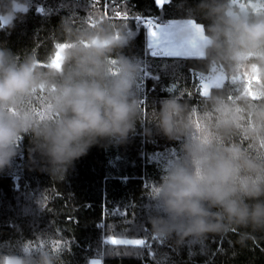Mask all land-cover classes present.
I'll list each match as a JSON object with an SVG mask.
<instances>
[{"label": "clouds", "instance_id": "obj_1", "mask_svg": "<svg viewBox=\"0 0 264 264\" xmlns=\"http://www.w3.org/2000/svg\"><path fill=\"white\" fill-rule=\"evenodd\" d=\"M30 7L31 0H0V24L13 27ZM176 7L207 21L201 52L209 69L224 64L235 71L255 58L264 75V14L238 10L233 0H196L194 5L178 0ZM59 25L70 45L63 49L60 69L51 60L42 69L34 55L20 61L11 49L0 47V173L12 167L24 135L32 162L50 175H63L102 140L122 144L136 129L141 107L135 88L142 60L123 52L133 35L129 26L103 16L91 28L74 30L63 17ZM38 90L47 93L46 110L55 118H37L25 107ZM203 103L202 136L192 135L189 106L175 96L162 98L154 114L158 133L177 140L180 153L149 193L153 206L147 218L160 240L182 244L233 227L264 230V158L234 139L243 136L258 145L264 141V103L251 102L243 86L236 99L216 92ZM245 239L247 234H242L241 242ZM59 261L60 255L47 248L0 253V264Z\"/></svg>", "mask_w": 264, "mask_h": 264}, {"label": "trees", "instance_id": "obj_2", "mask_svg": "<svg viewBox=\"0 0 264 264\" xmlns=\"http://www.w3.org/2000/svg\"><path fill=\"white\" fill-rule=\"evenodd\" d=\"M249 1L236 0L233 7L241 10L240 5H244L243 11L264 14V8L255 3L252 7ZM177 2L167 0L160 5L157 0H31L30 10L19 16L13 27L0 26V47L11 49L20 61L34 55L46 70L57 45L67 40L59 25L62 17L78 30L93 27L103 16L114 24L129 26L133 35L123 52L142 60L135 88L141 115L127 142L102 140L67 173L50 175L44 166L32 162L29 137H21L12 167L0 173V253L19 254L22 248L33 253L47 248L60 255L58 264H264V230L233 227L225 234L210 233L202 241L177 244L175 239H157L148 222L147 211L153 206L149 193L180 154L179 142L159 134L155 126L159 101L175 96L189 106L193 136L204 135L201 80L214 71H222L226 79L221 86L210 88L209 94L220 92L233 100L241 86L245 94L250 87L256 96L246 94L248 99L264 103V87L258 91V86H264V75L255 58L231 71L224 64L209 69L201 57L167 56L159 49L153 55L145 43L148 20L154 24L182 19L202 26L207 23L199 15L187 16L179 11ZM188 3L194 5L196 0ZM116 12L121 16L117 17ZM236 76L240 79L233 81ZM46 95L38 90L25 102L37 118L41 114L55 118L56 114L46 110ZM213 118L214 114L208 116V120ZM234 139L264 158V141L258 145L243 136ZM242 234H247L243 242ZM114 238L143 239L146 243L114 244L110 242Z\"/></svg>", "mask_w": 264, "mask_h": 264}, {"label": "snow or ice", "instance_id": "obj_3", "mask_svg": "<svg viewBox=\"0 0 264 264\" xmlns=\"http://www.w3.org/2000/svg\"><path fill=\"white\" fill-rule=\"evenodd\" d=\"M167 0H157V3L160 5H163L164 3H166ZM236 0H233V3H235ZM241 10L244 9V5H240ZM37 11H42V9L37 8ZM115 15L117 17L121 16L120 12H116ZM124 19H127L126 15L123 17ZM139 19V17H138ZM148 25L150 26V28H155V27H160L159 25H155L154 22L152 20H148L147 21ZM0 26H3L2 24H0ZM94 26V25H93ZM173 25H168L166 26L165 29H162L163 31V38L161 39H156L153 43L149 44V47H160L161 51H163L164 48H173L175 47V42L172 40V36L173 33L168 31L169 28H172ZM177 27H179L180 31H183L185 29H191L193 31V37L191 39H186L181 43V47L188 45L191 48L196 50V53L199 57H203V53L201 52V46L202 43L204 41V28L202 25H200L199 23H197L196 21L193 20H188L183 22L180 25H177ZM150 35L152 37H157V33L156 31H151ZM70 45L66 44V43H60L57 45V52L55 53V57L51 60V66L60 69L62 66V60H63V49L66 47H69ZM158 53L153 51V55H157ZM171 54V53H169ZM113 64H115V61L112 62ZM49 66V65H47ZM253 72L256 71V66L253 65L252 66ZM115 71V70H114ZM240 77L236 76L233 77V81L239 80ZM224 80V77L221 75H216V76H211V77H207L204 78L201 84V88H202V94L204 96L209 95V89L213 88V87H219L221 82ZM246 94L255 97L256 93L251 91V88H247L246 89ZM46 117L41 114L40 115V119H45ZM48 119H51V116L47 117ZM197 127H199V124H197ZM262 146H264V143H262ZM111 243L114 244H133V245H137V246H143L145 245L146 241L143 239H134V240H116V239H112L110 240ZM28 250V249H26Z\"/></svg>", "mask_w": 264, "mask_h": 264}, {"label": "rangeland", "instance_id": "obj_4", "mask_svg": "<svg viewBox=\"0 0 264 264\" xmlns=\"http://www.w3.org/2000/svg\"><path fill=\"white\" fill-rule=\"evenodd\" d=\"M248 3H250V6H252V4L255 3V5L260 7L261 9L264 8V0H251ZM188 20H191V19L170 20V21H167L166 23L155 24V25H159L160 27H155V28L149 27L146 30V35H145V43H146L147 48L150 51H157L158 49L161 50L160 47H156V46L150 48L149 44L150 43L154 44V41L156 39L163 38L162 29H165L166 26L171 24V25H173V27L169 28L168 31L173 33V36L171 38L175 42V47L164 48L163 51H161L162 54L167 55V56L199 57L196 53V50L191 48L190 46H188V45H185L183 47L180 46L184 40L191 39L193 37V31L191 29H185L183 31H180L179 27H177V25H180L183 22L188 21ZM153 30L156 31V33H157V37H155V38L150 35V32ZM185 32L189 33V35H187V36L182 35V33H185ZM169 53H171V54H169ZM216 73H217V75L222 74L224 77V80L220 84V86H221L223 84V82L225 81L226 76L222 71H217ZM206 75H204V76H206ZM211 76H213L212 73L208 74L205 78L211 77ZM203 79L201 80V84H202ZM201 92H202V88H201ZM114 239H116V240H134V239H127V238H123V239L114 238ZM110 240H112V239H110ZM131 245H133V244H131ZM94 262L95 261H93L92 263H94ZM94 264H98V263H94Z\"/></svg>", "mask_w": 264, "mask_h": 264}, {"label": "bare ground", "instance_id": "obj_5", "mask_svg": "<svg viewBox=\"0 0 264 264\" xmlns=\"http://www.w3.org/2000/svg\"><path fill=\"white\" fill-rule=\"evenodd\" d=\"M145 26L150 27L147 22H145Z\"/></svg>", "mask_w": 264, "mask_h": 264}]
</instances>
